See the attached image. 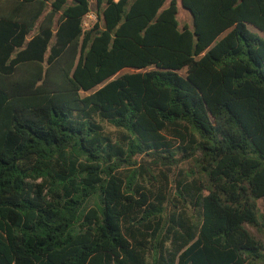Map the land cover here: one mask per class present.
Wrapping results in <instances>:
<instances>
[{
    "label": "trees",
    "instance_id": "trees-1",
    "mask_svg": "<svg viewBox=\"0 0 264 264\" xmlns=\"http://www.w3.org/2000/svg\"><path fill=\"white\" fill-rule=\"evenodd\" d=\"M167 1L0 0V264H264V0Z\"/></svg>",
    "mask_w": 264,
    "mask_h": 264
},
{
    "label": "rangeland",
    "instance_id": "rangeland-1",
    "mask_svg": "<svg viewBox=\"0 0 264 264\" xmlns=\"http://www.w3.org/2000/svg\"><path fill=\"white\" fill-rule=\"evenodd\" d=\"M171 1L172 0H168L165 7H167L171 3ZM177 3H178L177 20H178L180 29H183L185 27V25H188L191 30H194V20H193L191 13L182 6L181 0H177ZM92 20H95V15L93 13H91L87 17V25H89L90 21H92ZM253 30L258 32L259 34L263 35L259 31L255 30V29H253ZM128 71L129 70H125L122 73H125Z\"/></svg>",
    "mask_w": 264,
    "mask_h": 264
},
{
    "label": "built area",
    "instance_id": "built-area-1",
    "mask_svg": "<svg viewBox=\"0 0 264 264\" xmlns=\"http://www.w3.org/2000/svg\"><path fill=\"white\" fill-rule=\"evenodd\" d=\"M87 25V24H86Z\"/></svg>",
    "mask_w": 264,
    "mask_h": 264
}]
</instances>
